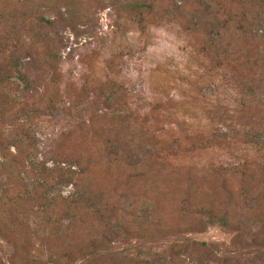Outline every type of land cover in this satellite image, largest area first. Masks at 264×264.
Masks as SVG:
<instances>
[{"label": "rangeland", "instance_id": "1", "mask_svg": "<svg viewBox=\"0 0 264 264\" xmlns=\"http://www.w3.org/2000/svg\"><path fill=\"white\" fill-rule=\"evenodd\" d=\"M263 16L252 0H0V264H264V146L244 140L264 98L244 107L234 54ZM127 143L152 153L141 170L112 154ZM61 162L97 197L71 221Z\"/></svg>", "mask_w": 264, "mask_h": 264}, {"label": "trees", "instance_id": "2", "mask_svg": "<svg viewBox=\"0 0 264 264\" xmlns=\"http://www.w3.org/2000/svg\"><path fill=\"white\" fill-rule=\"evenodd\" d=\"M253 5L257 8H262L264 10V0H252ZM144 6L141 4H138V6L134 7V11L141 10ZM261 18L259 21H255L256 23H253L250 28L253 30L250 32H244L243 35L245 36L247 46V50L237 51L234 52L236 56V67L238 71H245L249 78L246 79V83L243 84V105L244 107H247L248 104L250 108H252V105L256 103L257 99L264 98V16L259 17ZM257 25V26H256ZM50 26H53V23H50ZM222 36L221 34L219 35ZM220 44L223 43V39H220ZM212 44H218V42H212ZM226 53L224 50L222 51V55ZM1 76V74H0ZM27 119L22 120V122L19 120V122L16 124L18 126H27ZM15 125V126H16ZM248 144H253L257 146H264V124H261L259 127L254 128L253 130H250L245 135L244 139ZM21 146L20 148L24 147L23 142H20ZM30 150H36L35 144L29 145ZM18 147V146H16ZM28 148V147H27ZM2 149V148H1ZM134 146L129 145L128 143L124 146L119 144L117 147H114V151L112 154L116 157H120L121 154L126 153V161L127 168L138 171L141 170L144 164V161L142 158L146 157H152V153H144V154H137L134 152ZM2 153H4V150H1ZM119 161V160H118ZM6 162V156L3 154V164ZM121 162V161H120ZM36 163V162H35ZM32 165H34L32 163ZM242 168L241 166L239 167ZM245 168V167H244ZM60 169L63 172L60 177V185H73L74 192L71 194L70 197L66 199L67 202L70 204V211L67 212L66 221H71L77 219V217L73 216L74 212L77 210H85L90 211L93 210L94 207H97L95 204V201L97 200V197H95V191L93 190V187H84L81 186V182L84 181V179L87 178V175L89 173L87 172V169L83 167L80 162H61ZM252 178H255V174L251 175ZM59 186V185H58ZM85 202L87 204H83L81 206V203ZM85 205V206H84ZM210 216L214 214H209ZM151 219L149 216L145 219ZM71 224V223H70ZM70 226V225H69ZM72 226V225H71ZM212 226L216 227L219 226L223 230L229 229L231 226L230 222L227 221L225 218L222 219L220 217H212L208 222H205V227ZM47 231H50L48 228ZM239 232V231H238ZM0 235L5 236V233L0 230ZM241 236H239L240 238ZM195 246H198L197 243H194ZM209 244L203 243L201 244V249L208 248ZM216 256H222V258L226 257V254L223 252L218 251L216 253ZM102 255L101 253L96 254Z\"/></svg>", "mask_w": 264, "mask_h": 264}]
</instances>
